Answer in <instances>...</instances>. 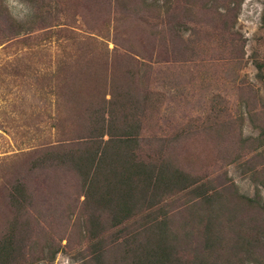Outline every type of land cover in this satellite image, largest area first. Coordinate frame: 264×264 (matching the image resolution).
<instances>
[{"label": "rangeland", "instance_id": "374dc122", "mask_svg": "<svg viewBox=\"0 0 264 264\" xmlns=\"http://www.w3.org/2000/svg\"><path fill=\"white\" fill-rule=\"evenodd\" d=\"M114 51L137 60L129 62L139 127L124 149L130 163L148 176L165 167L182 175L179 184L186 178L182 191L160 190L162 212L175 215V229L187 225L197 235L209 217L184 209L198 194L222 192L226 201L213 208L221 214L243 198L254 206L233 216L245 217L244 232L256 240L264 220V0H0V249L14 212L1 202L3 187L66 138L59 113L71 108L72 88L85 84L75 76L89 70L84 95H96L121 59ZM34 181L33 233L21 236L19 252L1 250L0 264H100L86 232L94 209L75 178L60 171ZM133 220L113 229L105 245L136 228ZM197 241L188 237L181 249L188 258ZM231 250L229 241L211 260L232 264Z\"/></svg>", "mask_w": 264, "mask_h": 264}, {"label": "trees", "instance_id": "16d2710c", "mask_svg": "<svg viewBox=\"0 0 264 264\" xmlns=\"http://www.w3.org/2000/svg\"><path fill=\"white\" fill-rule=\"evenodd\" d=\"M114 52L121 59L117 60V64L111 63L110 82L106 84L105 80V85L100 92L97 90L99 93L96 95L91 92L86 97L84 95L90 84L89 70L75 76L85 84H81L78 90L72 88L74 92H71L68 106L71 108L58 112L60 127L66 138L29 160L27 171H20L13 183L3 187L1 202L5 209H13L14 212L12 221L10 219L8 223L5 245L0 249L2 254L8 257L19 252L22 248L21 236L33 233L28 209L32 193L36 192L34 178L61 171L75 178L81 187L80 197L84 198V205L94 209L87 216L86 232L94 248L92 260L100 264H215V260H211L213 254L227 250L229 241L234 250H231L234 262L231 259L228 262L248 264L253 258V262L259 264L257 260L261 259L260 251L264 249V238L261 237L264 220L259 221L255 240L253 234L244 232L245 217L233 216L237 211H248L247 206H254L245 199L234 198L235 203L226 209L231 213L221 214L223 212L217 209L219 207L213 208L222 202L217 199L226 201L222 192L198 194L184 209L198 219L209 217V223L197 235H190L187 225L175 229L172 223L175 215L162 212L163 194L160 190L167 193V190L178 186L182 191L188 187L186 178L183 184H179L182 175L174 174L165 167L151 169L148 176L146 171H137L130 163L133 155L124 149L135 144L139 127L134 101L135 73L129 62L137 60L128 51L121 55ZM128 172L132 175H127ZM30 174L34 175L32 179ZM214 212L220 219L223 216V220L214 219ZM133 219L140 220L136 228L128 230L124 238L105 245V237L113 229ZM186 222L192 223L189 220ZM229 232L235 234V239L226 237ZM188 237H197L200 247L193 250L189 258L181 251L184 246H189Z\"/></svg>", "mask_w": 264, "mask_h": 264}]
</instances>
